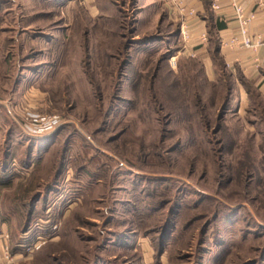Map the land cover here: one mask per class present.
<instances>
[{
	"label": "rangeland",
	"instance_id": "obj_1",
	"mask_svg": "<svg viewBox=\"0 0 264 264\" xmlns=\"http://www.w3.org/2000/svg\"><path fill=\"white\" fill-rule=\"evenodd\" d=\"M168 6L0 0L11 264H264V96L183 53Z\"/></svg>",
	"mask_w": 264,
	"mask_h": 264
},
{
	"label": "crops",
	"instance_id": "obj_2",
	"mask_svg": "<svg viewBox=\"0 0 264 264\" xmlns=\"http://www.w3.org/2000/svg\"><path fill=\"white\" fill-rule=\"evenodd\" d=\"M166 1H168L170 17L187 30L189 35L184 39L181 50L183 53L203 56L206 68H210L216 76L218 68L216 56L214 57L212 52V37L216 34L218 36L217 56L223 69L235 75L241 91L248 96L251 88L264 96V0H243L249 11L257 12L250 27L253 34L260 35L262 38V43L257 49L232 48L222 44V39H228L238 30L240 21L231 0H221L219 8L213 6V0ZM218 21L223 23L220 28L217 25ZM5 243L6 239L0 243V251ZM17 256L20 257L18 253Z\"/></svg>",
	"mask_w": 264,
	"mask_h": 264
},
{
	"label": "built area",
	"instance_id": "obj_3",
	"mask_svg": "<svg viewBox=\"0 0 264 264\" xmlns=\"http://www.w3.org/2000/svg\"><path fill=\"white\" fill-rule=\"evenodd\" d=\"M220 1L221 0H213V6L215 8H219L221 4ZM231 2L238 16V20L240 21L238 24V30L235 31L228 39H222V44L230 46L232 48L245 47L257 49L260 43H262V38L260 37V35L256 36L255 34H253L250 29L252 22H254L256 18L257 12L249 11L246 8L243 0H231ZM181 9H183V7ZM182 34L185 38L189 36L187 30H185L184 28H182ZM172 60L174 61L175 59L172 58ZM26 118L29 123L27 121L24 124L25 131L32 135H40L44 132L55 130V128L62 122L61 117L57 114L50 116H33L32 114H28ZM22 244H24L23 246L26 247L29 252L32 251L34 247H38V245H40V243L31 246L27 243ZM15 259L16 256L11 253L10 246L6 242L3 245L2 251H0V264H11Z\"/></svg>",
	"mask_w": 264,
	"mask_h": 264
},
{
	"label": "trees",
	"instance_id": "obj_4",
	"mask_svg": "<svg viewBox=\"0 0 264 264\" xmlns=\"http://www.w3.org/2000/svg\"><path fill=\"white\" fill-rule=\"evenodd\" d=\"M217 25L220 28L223 26V23L218 21ZM212 45H213V50H212L213 55H214V57L216 56L215 58H216L217 68H218V70H221L223 68V66H222V63L218 59V56H217L218 36L216 34H214L212 37ZM249 87H251V86H249ZM252 92H255V94H254L255 96H261L260 93L256 89L251 88L250 93H252Z\"/></svg>",
	"mask_w": 264,
	"mask_h": 264
}]
</instances>
